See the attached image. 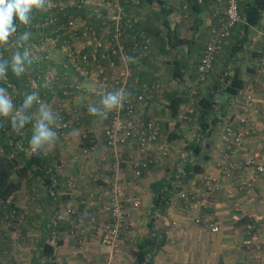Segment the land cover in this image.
I'll return each instance as SVG.
<instances>
[{"label": "built area", "instance_id": "2783aa9c", "mask_svg": "<svg viewBox=\"0 0 264 264\" xmlns=\"http://www.w3.org/2000/svg\"><path fill=\"white\" fill-rule=\"evenodd\" d=\"M140 1L51 0L50 10L33 9L30 27L18 26L16 35L4 45L10 59L16 51L23 52L25 48L32 52L33 62L26 65L25 72L19 76L21 83L27 94L37 92L39 102L49 104L59 114V127L55 129L58 140L54 147L46 152L43 150L56 173L64 179L57 186L58 193L68 195L63 206L65 212L62 213L60 205L58 215L63 221H72L69 233L80 245L95 238L101 246L108 247L109 252L135 247L132 245L131 209L139 211L141 203L138 195L131 193L128 197L124 186L131 184L134 188L145 170L159 167L168 159L172 148L171 143L162 138L160 119L150 112L151 103L163 90L162 85L159 82L140 84L137 72H133V62L139 57H149L154 48L153 39L142 24L143 16L138 14ZM179 2V16L186 19L191 0ZM196 2L208 5L212 25L198 65V75L184 87L187 103L178 114L181 121L190 119L199 87L216 55L230 41L234 29L245 22L240 14L239 0ZM25 31L31 32V36L23 47L18 48L14 41ZM2 54L0 51V56ZM257 69L264 73V52L258 57ZM255 82L259 83L257 78ZM256 83L243 90L245 105L238 121L228 122L219 133L223 152L216 166L226 178L241 172L245 165H252L264 174V161L258 153L243 162L231 158V153L247 136H255L258 132L256 125L249 121L247 107L253 100ZM122 88L130 93L122 109L110 112L106 120L88 113V107L99 105L103 94ZM261 90L264 124V86ZM14 96L13 93L11 98ZM39 102L34 101L32 125ZM87 131L92 135L86 147L81 144V135ZM26 150L36 153L30 147ZM65 152L66 158L63 157ZM124 171L129 172L128 178ZM179 180L178 190L173 194L180 200L185 215L195 225L219 232V219L193 214L195 206L206 208L212 203L213 191L217 189L215 177L204 174L196 191L184 190ZM240 186L248 189L251 182H243ZM31 189L35 190L34 187ZM30 192L26 190L27 197ZM27 197L22 206L16 207L20 210L28 208ZM77 199L90 203V210L79 213L75 206ZM69 214L78 216L74 220ZM24 219L22 213L16 214L7 205L0 206V229L11 226L12 254L20 250L26 253L31 246L22 243L29 237L21 232ZM232 219L236 221L239 216L235 214ZM245 232L252 239L259 237L253 221L245 225ZM107 256L104 264H111V253Z\"/></svg>", "mask_w": 264, "mask_h": 264}, {"label": "crops", "instance_id": "0c3cea01", "mask_svg": "<svg viewBox=\"0 0 264 264\" xmlns=\"http://www.w3.org/2000/svg\"><path fill=\"white\" fill-rule=\"evenodd\" d=\"M174 3L177 14H181L179 0H174ZM201 6L202 9L196 22H194L195 17L189 15L185 20H190V24L186 25L184 21L180 22L179 25L181 34L185 35L189 41L188 47L184 50L192 53L197 51L201 53L204 50L212 25L208 5ZM140 10L144 11V18L146 19L152 15V10L148 5ZM239 25L234 29L233 35L224 49L216 55L211 70L199 87V93L213 87L224 67L227 68L226 71L223 70L224 75L229 74L233 68L238 67L244 86L235 96L220 93V91L215 93L217 103L211 113L212 117L208 119L209 126L205 132H199L201 130L199 125H192L189 129L188 125L183 126L184 123H181L179 129L173 127L167 120L168 118L166 119V113H162L158 106H154L155 104L161 105L162 98L158 99L150 110L152 115L161 120V125L168 121L167 131L161 128L162 135H165L167 141H169L167 133L170 131L177 133V139L185 137L181 134L182 128L193 132L190 137H187L190 142L184 141L183 145L181 140L169 141L172 143L171 152L168 159L163 161L164 174L162 173L160 175L162 177L158 180H169L172 175L176 174V178H180V185L184 190L196 191L201 186V179L204 174L215 177L217 189L213 191L212 203L206 208L195 206L193 214L219 219L221 224L220 231L216 233L195 225L185 215L180 200L174 194L168 200L164 199L165 203L154 205L152 202V188L149 190L143 188L144 185L150 186L152 183L149 178L154 170L151 168L145 170L134 186V188H137L135 192H137L141 204L139 211L131 209L133 217L132 237L135 242L147 235L157 234L161 238L158 248L152 253V264H264V174L256 171L252 165H245L241 172H235L232 177L226 178L222 175L219 167L216 166V162L221 159L223 152V144L219 133L228 122L236 123L238 121L242 113V107L245 105L243 90L248 85L256 83L255 78L258 79L259 83H256V92L252 102L247 107L249 121L256 125L258 132L255 136H247L231 153V158L243 162L254 153H258L264 161V124L261 116L263 105L261 89L264 86V73H259L257 69L258 57L264 52V21L262 20L260 27L249 28L247 32ZM160 33L162 35V32ZM245 35L247 38L241 49L236 52L233 58L229 59L228 48L230 44ZM153 42L155 53L160 52V55L166 57L167 54L162 50V46L157 50L156 47L160 44L157 45L154 40ZM200 53L196 56L197 59L200 57ZM193 57L194 55L190 54L187 61L192 67ZM164 63L165 60L160 64L157 63L158 65L153 58L146 60L144 72L147 76L145 78H148L149 81L151 75H154L153 70L157 68L164 72L166 68ZM190 71L193 73L190 76L194 77L196 70L192 71L191 69ZM179 89L184 91L182 87ZM197 115L198 112L196 111ZM196 141L201 143V151L197 157L193 156L191 152L188 153L189 143H196ZM188 154L193 162L201 165L203 170L186 180L185 174L180 177L178 172L182 171V163L185 159L187 160ZM124 176L128 178L129 172L124 171ZM243 182H251V187L248 189L241 188L240 184ZM235 214L239 216L236 221L232 219ZM251 221L254 222L259 232V237L256 240L250 238L245 232V225ZM31 235H28L30 239L34 237ZM26 243H29L28 239ZM61 247L58 258L64 263L70 261L71 264H102L103 254L106 252L105 248L101 246L99 248L94 247L98 249V252L94 250L96 254L91 252L90 256L85 258V256L67 252L66 247H68V244L66 243ZM125 248L123 247L114 258L126 262L125 264H133L132 250L130 256L126 253L127 249ZM29 251L30 249L25 253L24 250H20L14 254L6 251L7 253L2 254L0 263L31 264V257L28 256ZM117 260L115 264H117Z\"/></svg>", "mask_w": 264, "mask_h": 264}, {"label": "trees", "instance_id": "16d2710c", "mask_svg": "<svg viewBox=\"0 0 264 264\" xmlns=\"http://www.w3.org/2000/svg\"><path fill=\"white\" fill-rule=\"evenodd\" d=\"M147 5L152 10V15L148 19L144 18L145 13L140 10ZM137 6H139L138 14L143 16L142 24L146 32L157 45L160 44L156 49L159 50V47L162 46V50L168 56L163 57V55H160V52L155 53L153 48V53L149 57H139L133 62V72H137L140 84L159 82L163 87L162 92L151 103V108L158 99L162 98L160 101L161 105L155 104L154 106H158L162 110V113H166V119L168 118L167 120H169V123L173 127L179 129L181 123H188L190 125H199L201 129L199 132H205L209 126L208 119L212 117L211 113L217 103L215 93L220 91V93L235 96L244 86V81L240 76L238 67L233 68L229 74L225 75L223 74V70L226 71L227 68L224 67L213 87L197 95L194 106L195 110L193 113H190V119L185 121L179 120L178 114L187 103V97H185L184 91H181L179 88L182 87L184 89L198 75V65L203 50L201 53L199 51L195 53L185 51L189 45V41L185 35L181 34L179 28L180 22H184L185 18H180L177 14L174 0H141ZM201 9L202 6L196 0H191L188 12L193 18L195 17L194 22L198 19V14ZM239 9L241 16L245 19V22L239 26L245 32H247L250 26H261L260 24L262 23L264 13V0H239ZM160 32H162V35H160ZM246 38L245 35L230 44L228 48L229 59L233 58L236 52L241 49ZM0 51L3 53L0 56V60H11L7 58L4 45H0ZM199 53L200 57L197 59L196 56ZM190 54L194 55L193 67L187 63ZM149 58H153L156 64H160V62L165 60L164 65L166 68L164 72L162 71L163 73L159 68L154 69V75H151L152 77L148 81V78H145L147 75L144 72V64ZM191 69L192 71L196 70L197 75L195 74L194 77L190 76L193 74L190 71ZM21 82V79L12 73L10 65L7 72V80L0 81V87H6L10 96L13 93L15 94L12 97V101L16 108L20 107L27 95V90ZM168 84L171 85V88L164 86ZM34 111L35 106L33 102L32 107L26 114L32 116V113H35ZM196 111L198 112L197 116ZM165 122L161 125V128L167 131L168 121ZM32 126L31 121L23 129L15 131L11 127L10 117H0V206L7 205L16 214L22 213L24 215L25 219L23 224H21L23 236L27 235L31 228L34 227L37 229V237L31 239L27 237L22 240V243L26 246L33 243L28 252V256L31 257V264H66L58 258V248L64 246L65 243L71 244L69 236L72 238L75 237L69 233L72 221H63L58 215V212L60 211V205L64 209L68 195L58 193L57 186L63 183L64 179L61 174L56 173L43 150L36 153H28L26 150V148L30 147L29 142L33 134ZM91 135L92 132H84L81 135V144L87 147L90 144ZM176 136L177 133L175 131L167 133V139L169 141L176 140ZM184 141L190 142L189 139H184ZM200 144V141L192 144L189 143L188 153L191 152L193 156L197 157L201 151ZM181 168L182 171L178 173L180 177L182 174H185L184 177H187L186 180L203 170L200 164L193 162L189 154L187 155V160L185 159L182 163ZM178 179L175 174L169 180L160 179L150 184L153 191L152 202L154 205L165 203L164 199L168 200L178 190ZM32 187L35 188L34 191L31 189ZM23 189L25 191L27 189L29 191L31 190V192L27 197V202L29 203L28 208L20 210L16 207L15 201L21 192L23 193ZM82 204L83 201L77 199V209ZM77 216L69 214V217L74 220ZM8 227L0 229V258L2 254L7 253L6 251L8 253L11 252L9 244L11 240V226ZM27 239L29 243H26ZM160 241L161 238L157 234L139 238L135 242V249H131L134 260L133 264H152V253L158 248Z\"/></svg>", "mask_w": 264, "mask_h": 264}, {"label": "clouds", "instance_id": "9594fccd", "mask_svg": "<svg viewBox=\"0 0 264 264\" xmlns=\"http://www.w3.org/2000/svg\"><path fill=\"white\" fill-rule=\"evenodd\" d=\"M52 7L51 0H0V45H7L18 31V26L30 27L33 9L48 11ZM31 32L25 31L20 34L14 44L19 48L23 47L29 40ZM33 62L32 52L25 48L23 52L16 51L11 60H0V81L7 80L9 65L12 73L17 77L25 72L26 65ZM130 96L125 89H118L102 95L99 105H90L88 113L91 116L106 120L110 112L123 108L125 100ZM38 93L27 94L19 108L13 104L12 98L6 87H0V117H10L11 127L19 131L33 120L27 111L32 107L33 102H39ZM38 114L33 125V134L30 139L32 152H39L55 146L58 140V133L55 130L59 127V114L54 112L47 103L39 102Z\"/></svg>", "mask_w": 264, "mask_h": 264}, {"label": "rangeland", "instance_id": "374dc122", "mask_svg": "<svg viewBox=\"0 0 264 264\" xmlns=\"http://www.w3.org/2000/svg\"><path fill=\"white\" fill-rule=\"evenodd\" d=\"M186 25H189L190 24V20H185V22H184ZM165 87L166 88H171V85H165ZM185 125H188V127H189V129H190V127L192 126V125H190V124H188V123H184L183 124V126H185ZM187 127V126H186ZM193 132H192V130H184V128H182L181 129V134L183 135V136H185L183 139H176L177 141H179V140H181V144L183 145L184 144V139L186 138L187 139V137H190V135L192 134ZM164 137H165V135H162V138L164 139ZM188 140V139H187ZM171 146H172V143H171ZM63 157H67V153L65 152L64 153V156ZM169 164V163H168ZM163 165V164H162ZM159 166V167H154V168H151L152 170H154L152 173H151V176H150V178H149V181L150 182H153V180H158L160 177H162V176H160V175H162V173L164 174V171H163V168L162 167H164V165L163 166ZM141 184V183H140ZM143 188H145L146 190H149V189H151V187L150 186H148V185H144V187ZM124 189H125V191L127 192V195H128V197H130L131 196V193L133 194V195H137V192H135L136 190H137V188L135 187V188H133V187H131V184H127L126 186H124ZM26 197H27V195H26V191L23 189V193L21 192V194H20V196L16 199V201H15V205H17V206H22L23 205V203L26 201ZM67 203V202H66ZM65 203V204H66ZM76 206V205H75ZM90 208H91V205H90V203H87V202H85L84 201V203L82 204V206L81 207H79V213H82L83 211H87V210H90ZM64 212H65V210H63V208H62V213L64 214ZM65 214H67V213H65ZM133 228V227H132ZM31 233H32V235L34 236L33 238H35V237H37V235H38V231H37V229L36 228H31V230L29 231V234L28 235H31ZM31 235V236H32ZM74 237V236H73ZM69 241L71 242V244H68V247H66V251L67 252H70V253H73L74 255H81V256H85V258H87V257H89L90 256V254H91V252H94V254H96V252L95 251H97L98 252V249H95L94 247H97V248H99L101 245L98 243V240L97 239H92V242H88V243H82L81 245L78 243V240L76 239V237L75 238H72L71 236H69ZM132 245H135V240L133 241V243H132ZM101 247H103V248H105V250H106V252L103 254V262H102V264H104L105 262H106V257H108L107 256V254H109V253H111V255H112V260H111V264H115L116 263V260L117 259H115L114 257L117 255V253L120 251V249H118V250H115V251H110L109 252V248L108 247H106V246H101ZM62 247H59L58 248V255H59V250L61 249ZM132 248H134L135 249V247H133V246H131V248H127V254L128 255H130L131 256V249ZM91 250H93V251H91ZM95 250V251H94ZM130 250V251H129ZM131 258V257H130ZM61 262H63L62 260H60ZM131 262V261H130ZM126 262H123V261H120V260H117V264H125ZM66 264H71L70 263V261L68 262H66Z\"/></svg>", "mask_w": 264, "mask_h": 264}]
</instances>
